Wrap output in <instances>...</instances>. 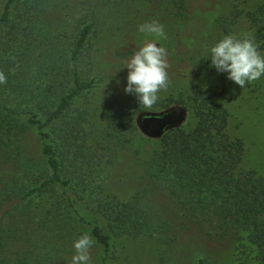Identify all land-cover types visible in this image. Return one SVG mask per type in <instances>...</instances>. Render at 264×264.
Wrapping results in <instances>:
<instances>
[{
	"label": "trees",
	"instance_id": "trees-1",
	"mask_svg": "<svg viewBox=\"0 0 264 264\" xmlns=\"http://www.w3.org/2000/svg\"><path fill=\"white\" fill-rule=\"evenodd\" d=\"M93 1L6 0L0 12V71L7 78L0 84V264H55L74 225L86 229L105 262L112 238L147 237L170 250L177 243L170 205L211 237L233 240L238 249L248 243L264 264V176L242 168L245 144L228 133L219 92L199 89L158 99L152 108L138 98L133 110L110 104L98 135L87 131L89 112L77 102L98 86L91 46L97 22L86 16L69 30L62 16L71 8L91 11ZM163 1L167 17L215 43L243 15L217 20L220 34L208 36L206 14L192 20L187 0ZM245 17L255 42H264V4ZM175 107L180 119L193 113L194 127L177 123V112L168 116ZM30 128L42 140L37 156L22 142ZM120 160L143 168L135 194L127 201L92 194L94 170ZM84 194L97 203L108 231L77 208Z\"/></svg>",
	"mask_w": 264,
	"mask_h": 264
},
{
	"label": "rangeland",
	"instance_id": "rangeland-1",
	"mask_svg": "<svg viewBox=\"0 0 264 264\" xmlns=\"http://www.w3.org/2000/svg\"><path fill=\"white\" fill-rule=\"evenodd\" d=\"M72 1L70 6L75 3V0ZM5 2L6 0H0V12ZM92 4L86 6L91 11L69 7L62 16L69 30L74 29L86 16L97 22L91 46L95 57L92 74L97 78L98 86L77 102L78 107L89 112L87 131L92 136L98 135L105 125L102 115L110 104H124L131 110L135 109L137 96L124 90L129 71L126 63L146 38L145 33L139 32L138 26L156 20L164 26L167 38L157 39L154 35H149L147 39L156 40L158 46L167 50L170 64L169 87L158 93L159 99L187 96L199 89L219 92L218 100L229 112L228 133L232 138L242 139L245 144L242 168L264 176V75L254 82L246 83L244 88L231 80L225 83L223 78L228 77V74L218 72L211 63L209 49L215 44L214 39L207 37L203 40V34L199 36L173 16L167 17L163 12L166 9L163 0H94ZM262 4L264 0H187L188 14L192 20L201 19L203 14L209 17L208 36L220 34L217 20L241 12L243 15L235 24L231 35L242 38L243 34L251 33L254 40V31L245 14ZM255 43L264 55V42ZM174 112L177 113L173 116L176 119H173L177 123H184L187 129L196 124L192 112L183 113L180 119V108L175 107L168 116ZM138 114L139 109L137 116ZM22 142L28 154L38 155L42 140L35 128L28 129ZM142 173L143 168L137 162L126 163L120 160L115 165L102 163L98 170H94L92 194L100 191L103 196L127 201L138 189ZM76 199L77 208L108 231L106 221L95 209L97 203L89 200L85 194ZM168 215L172 233L177 238L176 245L170 250L157 240L147 237L112 238V253L106 262L102 249L95 243L91 249V264H197L200 259H212L218 264H257L253 248L248 243H245L246 247L238 249L233 240L211 237L206 231L189 223L177 206L170 205ZM68 230L67 239L60 244L56 253L55 264H71V258L75 254L74 240L88 233L86 229L76 225L69 226ZM162 258L167 261L163 262Z\"/></svg>",
	"mask_w": 264,
	"mask_h": 264
},
{
	"label": "clouds",
	"instance_id": "clouds-1",
	"mask_svg": "<svg viewBox=\"0 0 264 264\" xmlns=\"http://www.w3.org/2000/svg\"><path fill=\"white\" fill-rule=\"evenodd\" d=\"M138 30L146 34L141 46L128 58L126 68L128 94H135L141 106L152 108L158 101V93L169 87L168 52L163 46H158L156 40L147 39L154 35L157 39H166L164 26L156 20L140 24ZM251 33L243 34L242 38L235 35H225L209 49L211 63L218 72L227 73L228 79L241 88L246 83L254 82L264 75V55L258 50ZM14 71V70H13ZM7 78L0 71V84H6ZM95 241L88 233L75 239L73 247L75 254L71 264H91V249Z\"/></svg>",
	"mask_w": 264,
	"mask_h": 264
}]
</instances>
